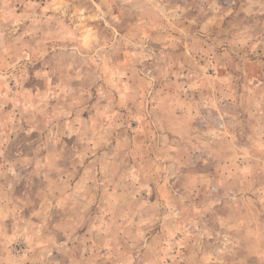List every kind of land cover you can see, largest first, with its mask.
<instances>
[{
	"label": "rangeland",
	"instance_id": "obj_1",
	"mask_svg": "<svg viewBox=\"0 0 264 264\" xmlns=\"http://www.w3.org/2000/svg\"><path fill=\"white\" fill-rule=\"evenodd\" d=\"M0 264H264V0H0Z\"/></svg>",
	"mask_w": 264,
	"mask_h": 264
}]
</instances>
